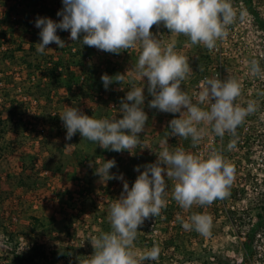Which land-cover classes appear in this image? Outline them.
<instances>
[{
    "label": "rangeland",
    "instance_id": "1",
    "mask_svg": "<svg viewBox=\"0 0 264 264\" xmlns=\"http://www.w3.org/2000/svg\"><path fill=\"white\" fill-rule=\"evenodd\" d=\"M232 3L238 16L241 10L244 11V19L240 21L238 18L229 27L228 37L217 41L212 51L192 45L186 36L171 34L162 22L154 25L150 31L164 44L175 39L176 51L188 57L192 71L182 82V87L192 97L193 103L197 102L195 97L201 90L200 85L196 87L195 84L206 78L213 79L216 69L221 71V80L232 76L240 82L242 92L236 103L246 106L250 100L257 102L258 110L250 115L252 118L248 124L254 125L261 136L258 139L255 136L250 143L252 155L243 162L237 161L239 166L233 164L235 179L244 178L247 183L241 189L238 187L239 192L229 194L224 203L225 207L233 203L241 209L251 206L254 198L264 195V95H261L264 93V79L251 75L249 68V62L255 58L264 69V30L254 20L245 0H232ZM252 4L264 21V0H252ZM62 9V0H0V101L5 102L6 106L12 103L16 107L19 114L14 120L22 126L12 142L14 149L0 155V188L8 190L0 198V264L40 263L37 257L31 261L20 254H28L32 247L44 249L48 255L50 250L73 248L69 264L89 258L94 252L89 239L111 230L108 219L110 205L123 191L122 181L112 179L101 182L94 175L98 166L95 161L102 164L114 159L116 166L110 169V173H122L131 187L140 174L134 170L135 167L141 166L142 172L144 165L156 162L157 154L163 147L160 142L171 131L169 122L179 116L178 113L174 115L149 108L148 100L153 97H150L147 84H144V111L148 121L140 134L142 143L132 149V153L128 150L107 151L98 144L82 140L79 133L66 140V129L59 116L66 106H76L94 118L111 119L115 112L119 113L120 101L129 90L130 84L127 82L141 79H135L126 72L127 82L123 90L116 82L106 90L101 80L103 74L110 77L122 74L120 69L111 72V68L117 70L118 64H122L116 59L119 57L126 63L125 59L131 55H139L138 46L116 56H112L113 53L108 56L104 51L101 53L94 47L82 45L80 41H71L70 31L58 29L57 35L65 42V47L61 49L52 43L47 46L45 54H38L36 49L40 43V29L35 27L36 19L47 17L59 22L62 17L57 16V12ZM82 38L83 34L81 41ZM69 51L75 54L70 55ZM47 60L62 61L61 84L51 90L50 98H46L44 93H36L33 91L34 85H29L33 82V76L42 81L48 78L46 73L43 74ZM201 67L203 71H200ZM114 102L117 105H112ZM201 107L208 109L210 102ZM101 113L103 115L98 117ZM48 114L50 117L56 116L53 123L44 120ZM200 127H206L207 134L198 148L192 147L190 139L178 136H169L166 146L170 151L183 148L201 158H207L213 149L219 151L220 145L211 126L202 124ZM237 149H234L235 159L240 155ZM23 165L28 169L32 165L34 173H29L32 176L26 185L16 186L13 178L9 179L7 174L17 173ZM165 179L167 181L166 176ZM167 183L165 200L170 202L168 198L172 196L175 182ZM222 204L217 200L210 206L193 205L183 209L175 201L170 206V210H175L174 221L168 225L171 232L175 230L177 221H188L193 213H201L213 218L211 235L205 237L195 231L190 239L181 237L179 247L166 248L164 238L170 234L165 232L166 216L150 217L138 228L134 241L137 256L158 245L164 256L163 264H223L218 262L216 254L225 256L230 262L243 264L241 240L244 232L256 220V210L225 211ZM215 206L217 210H213ZM227 212L233 214V220ZM179 230L183 231V228ZM259 236L258 242L261 243L258 248L262 252L259 253L260 258H254L251 264L264 262V229ZM64 263V258L57 261V264ZM45 264L50 263L45 260ZM142 264L153 263L145 260Z\"/></svg>",
    "mask_w": 264,
    "mask_h": 264
},
{
    "label": "clouds",
    "instance_id": "2",
    "mask_svg": "<svg viewBox=\"0 0 264 264\" xmlns=\"http://www.w3.org/2000/svg\"><path fill=\"white\" fill-rule=\"evenodd\" d=\"M63 9L57 12L59 22L47 17H38L35 27L40 29L38 54H45L48 45L55 43L59 48L65 42L57 30L70 31L69 39L98 50L120 54L122 51L139 47V55L131 68L143 80L147 78V90L153 97L149 108L161 112L179 114L169 122L171 131L161 140L162 150L154 163L136 166L140 173L131 187L123 174L110 173L116 166L114 159L98 165L94 175L101 182L117 179L123 182V191L110 205V231L101 232L89 239L94 252L79 264H142L145 260L157 261L160 248L154 245L139 257L134 250L138 228L150 217H157L166 207L167 181H174L172 198L183 209L193 205L210 206L216 200L225 199L235 178V166L228 162L221 151L213 149L207 158L177 147L170 151L166 146L169 136L191 140L195 148L207 134L206 127L221 139L228 133L236 135V129L247 116L258 110L255 100L246 106L236 103L241 96L240 82L229 76L225 80L206 78L201 82L196 103L183 89L192 71L189 59L176 51V40L164 44L150 30L154 25L167 28L171 34L189 38L192 45H200L212 51L217 41L226 39L229 27L237 19L243 21L244 11L237 14L232 0H62ZM83 34L82 41L80 36ZM250 73L264 79L260 62H249ZM203 71V68H200ZM101 80L107 90L113 83L123 90L126 74L110 77L103 74ZM129 90L120 101L122 118H94L84 114L76 106H66L59 114L66 129V140L79 133L82 140L98 144L102 149L121 152L142 143L148 116L144 111V84L137 86L129 82ZM264 95V93H261ZM210 102L205 109L201 105ZM235 147L230 141L228 150ZM90 167L92 163L90 162ZM167 177V181L165 179ZM186 231L195 230L208 237L211 235L213 218L207 214L193 213L188 221H181Z\"/></svg>",
    "mask_w": 264,
    "mask_h": 264
},
{
    "label": "trees",
    "instance_id": "3",
    "mask_svg": "<svg viewBox=\"0 0 264 264\" xmlns=\"http://www.w3.org/2000/svg\"><path fill=\"white\" fill-rule=\"evenodd\" d=\"M247 2V8L249 9V11L251 13H253L254 15V20L256 21V23L258 22L260 28H262L264 30V21L260 19V15L259 12L256 8L253 7L252 4V0H245ZM71 47V46H70ZM79 47V46H78ZM70 55L71 54H75L71 51L68 52ZM62 61L61 60H54V61H50L47 60L44 63V73H46V75L48 76V78L46 80H41V78H37L35 79V77L33 76L32 80L33 82H31L32 84L29 85H34V90L36 93H44V95L46 96V98H50L49 97V93L51 92V90L55 87L61 84V80H62V72L60 71V67L62 66ZM33 71H36V68H33ZM61 76V77H60ZM248 89V88H247ZM246 89V90H247ZM11 103V102H10ZM16 107L12 106V103L9 106H6L5 102H3L2 100L0 101V155H4L7 154L9 152H11L14 148V146H12V142L14 140V138L17 136L16 134L19 132V130L21 129L22 126H20L18 124V122H16L14 120V118H16V115L19 114L18 110L15 109ZM103 114H99L98 117L102 116ZM121 113H117V115L115 116L117 119H119V117L121 118ZM254 116V115H253ZM56 116L53 115L50 117V115L48 114L46 117H44V120L47 122H52ZM101 118V117H100ZM252 118V116H247L244 123L240 126H238V128L236 129V135L235 136H230L228 133L225 134V136L223 137V139H221L219 136L215 135V140L219 143V151L222 152L223 156L225 157V159L230 162L231 164H236L237 166H239V164L237 163V161H241L243 162V160H245L246 158H249L252 154H251V150L250 147L252 148V145L250 144L252 142V139L255 140V136H258L257 139L259 138L260 133L257 132V129L254 127V125H249L248 121H250V119ZM12 134H9V133ZM235 140V147L232 150H228V144L230 143V141ZM238 143V144H237ZM238 148V149H237ZM237 149L240 153V155L238 156V159H235V150ZM109 151V150H107ZM33 166L31 165V168L25 165L22 166L21 170L18 171L17 173H11V174H7V177L13 178L14 181V185L16 186H24L26 185V183L29 182V177L31 178L32 174L29 173H34L33 172ZM31 170V171H30ZM30 171V172H28ZM247 182L244 181L243 179H235L229 189V193L230 194H235L236 192H239L238 187H240V189L242 188V185L246 184ZM238 190V191H237ZM8 190H4L0 188V198L2 197V193L5 194L7 193ZM228 197V196H227ZM226 197V198H227ZM226 198L223 200H220L223 206L222 210H239L240 208H237L236 206L230 205L229 207H225L224 203L226 201ZM170 202H166V207L163 208L161 210V214L159 216H157L156 218H159L161 215L166 216V223H167V227L165 229V232L170 233L169 236H167L166 238H164V242L166 245V248L169 247H179V243H180V239H182L181 237H184L185 239H190L194 233L195 230H191V231H186L185 229H183V231H180L179 229L183 228L182 227V223L181 221L183 220H179L176 223V228L175 230H173L171 232L172 229H168V225L169 223H171V221H174L173 217H174V212L175 210H170V206L175 204V200L172 198V196L170 198H168ZM255 201H253L251 206H245L242 207L240 210H256L255 215H256V220L252 223L251 226H249L246 230V232H244V236L243 239L241 240V245H242V259L241 262L243 264H251L252 260L256 257H259V253L262 252L261 250H259V245L261 242L260 241V233L263 231L264 229V195H261L259 197L254 198ZM217 202V200L215 201ZM213 210H217V207L215 206ZM228 217L233 220V214L227 212ZM250 219V218H249ZM172 227V226H171ZM180 227V228H179ZM74 251L73 248H64V250H50L48 253H50L49 255L44 251V249L41 248H37V247H32L31 250L28 252V254H22L20 252L21 255L25 256L26 259L34 261L35 258H38V261L41 260V264H45V260L46 262L49 261L50 264L54 263L57 264V261L61 258L65 259V263L64 264H69L70 259H72V252ZM17 255V254H16ZM218 262L219 263H223V264H236V262H230L225 256L221 255V254H216ZM49 258V259H48ZM48 259V260H47ZM80 260L75 261V264L79 263ZM164 262V256L162 255V253L160 252L159 255V259L157 261H152L153 264H163ZM36 264H40L39 262H35ZM169 263V262H168ZM171 264V262H170ZM257 264H262V262H259ZM264 264V262H263Z\"/></svg>",
    "mask_w": 264,
    "mask_h": 264
},
{
    "label": "crops",
    "instance_id": "4",
    "mask_svg": "<svg viewBox=\"0 0 264 264\" xmlns=\"http://www.w3.org/2000/svg\"><path fill=\"white\" fill-rule=\"evenodd\" d=\"M101 53H102V51H101ZM103 53H105L106 55H108V54H110V53H106V52H103ZM112 54V53H111ZM125 55H127V53H124ZM113 55H115V54H112V56ZM109 56V55H108ZM111 56V57H112ZM137 57H138V55H134V56H132L131 55V57L130 58H127V59H125V61L124 62H126V63H123L122 61H121V58L119 59V57L116 59L117 61H118V63L120 62V63H122L121 65H119L118 64V66H117V70H116V68H111V66L109 67V68H111V72L112 73H114L115 71H119V69H120V71H122V74H125L126 72L127 73H131V75H133L134 77H136L135 79H141V80H135L134 82H137V83H135L137 86H138V84L139 85H143V84H147V78H144V80L141 78V77H139L131 68L133 67V65H134V62H135V60L137 59ZM131 59V60H130ZM131 61V62H129V63H127V61ZM133 76H130V77H133ZM127 82V81H126ZM127 83H129V82H127ZM150 97H152L151 95H150ZM152 99V98H151ZM151 99H149L148 100V103H149V101L151 100ZM148 106V105H147ZM148 112L150 111V110H147ZM151 112V111H150Z\"/></svg>",
    "mask_w": 264,
    "mask_h": 264
},
{
    "label": "built area",
    "instance_id": "5",
    "mask_svg": "<svg viewBox=\"0 0 264 264\" xmlns=\"http://www.w3.org/2000/svg\"><path fill=\"white\" fill-rule=\"evenodd\" d=\"M117 54H115V56H116ZM221 71L220 70H218V69H216L215 70V72H214V74H213V79H215V78H219V79H221ZM201 82H202V80H200L199 82H198V84H195L196 85V87L197 86H199V85H201ZM125 97V96H124ZM195 97V96H194ZM195 99H198V96H196L195 97ZM112 105H117V102H114V103H112ZM117 114H116V112L114 113V116L113 117H115ZM120 118V117H119ZM198 146H199V144L196 146L197 148H198Z\"/></svg>",
    "mask_w": 264,
    "mask_h": 264
}]
</instances>
